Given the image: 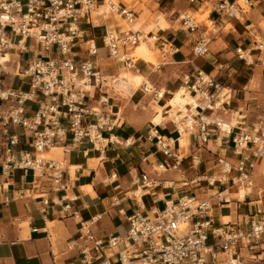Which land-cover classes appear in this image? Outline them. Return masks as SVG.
<instances>
[{"label":"built area","instance_id":"1","mask_svg":"<svg viewBox=\"0 0 264 264\" xmlns=\"http://www.w3.org/2000/svg\"><path fill=\"white\" fill-rule=\"evenodd\" d=\"M185 1L189 10L179 12L178 19L187 37L194 39L195 58L210 53L211 44L225 29L226 22L240 21L264 2ZM105 5L128 26H134L137 13L113 0H0V168L4 176L14 170H31L34 188L47 179L54 192L67 193L70 185L65 182L63 163L45 158L43 153L58 146L69 153L68 144L76 148L84 140L96 146L101 143L104 130L112 129L109 117L89 106L94 90L101 95L117 83L96 64L99 45L91 37L96 18L104 15L98 12ZM204 5L210 6L206 22L197 18ZM253 37L250 50L237 49L240 61L249 63L247 55L264 51V38ZM152 40L161 41L157 35ZM101 42L108 57L131 67L134 61L130 55L141 42V32L110 27L105 29ZM81 44L86 45V57L79 55ZM31 47L41 52L32 51L33 57L18 75L20 84L9 87L3 57L12 51L30 53ZM181 88L195 103L189 105L183 118H175L179 130L194 136L202 148L215 132L221 148L216 158L218 176L207 174L198 179L215 191L205 198L195 193L183 194L166 201L160 211H136L127 218V234L111 236L106 241L95 236V220L81 222L82 239L87 244L82 251L83 264H264V209L258 201L261 196H257L256 202L250 200L249 213L240 220L221 222L214 214L215 206L232 204L230 192L234 187L238 193L241 188L252 187L258 163L264 160V118L244 126L238 134L234 133V126L224 128L223 121L207 112L221 109L228 93L223 94V84L199 67L184 76ZM148 90L146 85L145 91ZM155 95L162 98L160 93ZM99 102L107 103V99L101 96ZM31 104L37 105L36 110ZM21 135L30 139L26 144L31 142L33 151L17 155ZM158 144L167 160L159 169L179 171L181 158L160 139ZM193 160L200 163L198 158ZM142 182L148 189L158 184V180L147 175L142 176ZM251 195L246 193L244 199H252ZM65 198L67 195L62 200ZM44 202L48 205V200ZM70 209V204L64 207V211ZM73 216L78 218V212Z\"/></svg>","mask_w":264,"mask_h":264},{"label":"crops","instance_id":"2","mask_svg":"<svg viewBox=\"0 0 264 264\" xmlns=\"http://www.w3.org/2000/svg\"><path fill=\"white\" fill-rule=\"evenodd\" d=\"M113 2L122 7L130 6L137 13L132 28L141 32L142 45H137L131 52L134 63L127 67L130 70L118 77L122 70L119 65L123 64L108 57L101 37L106 28L119 26L112 18H96V28L91 37L96 39L99 52H104L101 56L99 53L95 62L107 78L115 77L117 83L101 95L94 90L90 94L89 106L109 117L112 129L104 130L102 141L96 146L84 140L76 148L68 144L69 153L64 152L63 146H58L62 149L61 154L52 150L43 153L59 156V159H53L63 163L65 182L70 185L67 193L54 192L47 179L34 188L31 170H14L6 177L0 168V264H83L82 251L87 244L82 239L81 222L95 220L92 227L95 236L106 241L111 236H125L128 232L127 218L136 211H160L166 201L186 193L204 198L212 195L215 190L204 180L198 182V179L207 174L218 176L216 158L221 148L216 143L215 132L207 146L202 148L194 136L179 130L175 118H183L185 114L179 109L174 113L169 106L171 99L181 91H184L183 97L190 96L181 87L184 76L194 67L215 76L224 86L223 94L228 93L229 96L221 109L207 112L208 115L234 126L235 134L244 126H252L264 118V51L251 52L247 56L249 63L237 57L238 48L251 49L253 36L259 34L264 38L258 28L256 31L253 29L264 23V5L260 6L264 2L257 4L240 21L226 22L225 29L211 44L210 53L201 58L193 56L194 39L187 37L179 15H175L186 5L185 10H189L186 1ZM203 10L204 6L202 15L205 14ZM101 11L106 16L111 14L106 6ZM118 22L123 23L120 18ZM229 25L232 27L227 32ZM153 35L161 41L152 42ZM85 48L86 45L81 44L79 55L82 57L87 56ZM30 51L27 54L12 51L5 56L6 62H10L4 65L9 87L16 88L20 84L18 75L27 66H23L24 56L31 55L32 58L33 52H41L35 47ZM123 68L127 69L126 66ZM134 78L141 82L139 86ZM122 80L124 89L119 85ZM146 85L148 91H145ZM156 93H160L162 98H157ZM101 96L107 99V103L99 102ZM149 98L152 102L148 101ZM31 106L36 110V104ZM189 109L188 106L187 112ZM158 116L161 120L156 123ZM18 132L22 134V131ZM158 139L168 144L171 151L181 158L179 171L167 169L163 172L159 169L167 160ZM27 140L28 137L20 136L17 155L33 151L31 142L26 144ZM196 158L200 160L199 164L193 162ZM144 175L158 180V184L150 189L143 187ZM262 176L264 160L258 163L254 179L258 177L260 180ZM65 195L67 198L62 200ZM236 195L238 189L234 187L230 192L232 204L215 206L217 221L240 220L249 213L250 200L253 203L258 199L241 200V195L239 198ZM45 200H48V205H45ZM67 204L71 209L64 211ZM76 212L78 218L73 216Z\"/></svg>","mask_w":264,"mask_h":264},{"label":"rangeland","instance_id":"3","mask_svg":"<svg viewBox=\"0 0 264 264\" xmlns=\"http://www.w3.org/2000/svg\"><path fill=\"white\" fill-rule=\"evenodd\" d=\"M168 1V0H167ZM171 3L172 2H174V0H169ZM181 1H185V0H181ZM183 3V2H182ZM264 5V3H262L260 6H263ZM259 7V6H258ZM129 8H130V6H129ZM140 8L142 9L143 8V6H140ZM187 8V5H186V7L184 8V9H181L180 11H184L185 9ZM102 10H103V8H101ZM203 11H205V14L204 15H202L201 13H199V14H197V18H198V20L199 21H205L206 22V19H207V15H209L210 14V6L209 5H204V10ZM102 12V11H101ZM101 12L99 11L98 12V14L100 13L101 14ZM110 13L111 14H108L107 16L104 14L101 18H105V19H107V20H110L111 18L112 19H114L116 22H117V25L122 29V30H128V29H131L132 27H130V26H128L127 24H126V22H123L122 24H120L119 22H118V20H119V17L117 16V15H115V14H113L112 12H111V10H110ZM98 14H94L95 16H97ZM175 15H178V11L176 12V14ZM116 16V17H115ZM118 17V18H117ZM231 25H229L228 27H227V32H229V30L231 29ZM255 28H258V32L259 33H261V34H264V23L261 25V26H259V27H253V29L256 31V29ZM134 30V29H133ZM135 31V30H134ZM102 33V32H101ZM103 34V33H102ZM257 36L258 37H262V36H260L259 34H257ZM152 42H154V40H152ZM104 51H100L99 53H100V56H101V54L103 53ZM248 56V55H247ZM31 58V55H25L24 56V59H23V66L25 67L26 65H27V60L28 59H30ZM158 66V63L157 64H155V67H157ZM119 67H120V69H122L121 70V72L118 74V77H119V75H121L123 72H125V71H128V70H130V68L128 69L127 67V69H124L123 67H125V66H123V65H119ZM253 68L255 67V66H252ZM246 71V70H245ZM248 73H252V71H250V70H248L247 71ZM123 76H127L128 77V75H123ZM129 78V80L131 79L130 77H128ZM113 80H115V77L111 80V81H113ZM134 82H135V84L137 85V86H139L140 84H141V82L138 80V79H135L134 78ZM124 82H123V80L121 81V82H119V85H120V87L122 88V89H124ZM148 101H151L152 102V99H150L149 98V100ZM45 158H57V159H59V156L58 155H54L53 153L51 154V155H47V154H44L43 155ZM252 190H253V192H252V197H253V199L255 200L256 198H257V196L258 195H260L261 196V198H262V200H261V206L263 207V209H264V176H262V178L260 179V180H258V177H257V180L256 179H254V181H253V185H252ZM240 190H244V188H241ZM239 194H240V192L238 193V196H239ZM244 194V193H243ZM242 194V195H243ZM237 195L235 196V197H237V198H239Z\"/></svg>","mask_w":264,"mask_h":264},{"label":"bare ground","instance_id":"4","mask_svg":"<svg viewBox=\"0 0 264 264\" xmlns=\"http://www.w3.org/2000/svg\"><path fill=\"white\" fill-rule=\"evenodd\" d=\"M105 6H106L107 10L110 12V9H109L108 5H105ZM102 13H104V12H102ZM118 17H119V16H118ZM119 18H120V17H119ZM120 19L122 20V22H125L122 18H120ZM125 31H126V32H127V31L132 32V31H133V28L128 29V30H125ZM138 45L141 46V45H142L141 42H140ZM2 62H3L4 65H5V63H6V59H5V57H3ZM183 93H184V91H181V92H180L175 98L171 99V101L169 102V106H170L171 110H173L174 113H175V111H176L177 109H179V110H181V112H183L184 114H186L187 109H188V106H189V105H192V104L195 103V99L191 98L190 96L183 97V96H182ZM170 113H171V112H170ZM168 114H169V113H168ZM169 116H170V115H169ZM160 120H161V116H158V117L156 118L155 122H156V123H159ZM162 122H163V121H162ZM160 124H161V123H160ZM228 127H230V125L227 124V123H225L224 128H228ZM55 151H59V154L62 153V149H60V148H58V147L52 148V152H55ZM252 192H253V190H252L251 187H250V188H247V189H244L243 191L241 190V192H240V195H241L240 199L243 200L244 197H245V194H246V193H251V194H252ZM243 193H244V194H243ZM242 194H243V195H242ZM137 195L140 197V194H139V193H138Z\"/></svg>","mask_w":264,"mask_h":264}]
</instances>
